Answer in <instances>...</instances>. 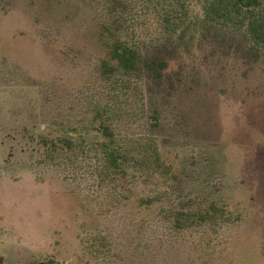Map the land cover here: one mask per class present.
<instances>
[{
    "label": "rangeland",
    "instance_id": "1",
    "mask_svg": "<svg viewBox=\"0 0 264 264\" xmlns=\"http://www.w3.org/2000/svg\"><path fill=\"white\" fill-rule=\"evenodd\" d=\"M201 3L0 0V264H264V49Z\"/></svg>",
    "mask_w": 264,
    "mask_h": 264
},
{
    "label": "trees",
    "instance_id": "2",
    "mask_svg": "<svg viewBox=\"0 0 264 264\" xmlns=\"http://www.w3.org/2000/svg\"><path fill=\"white\" fill-rule=\"evenodd\" d=\"M201 2L203 15L206 20L230 27L244 28L250 40L255 45L264 49V2L261 0H201ZM177 5V9L173 7L166 9L162 16L164 26L166 28L170 27L173 31H176L181 23L178 21L174 22L172 17H180V9H184L183 3L180 2ZM110 55L112 58L117 59L125 72H128L135 69V65L141 54L132 46L115 43L110 49ZM150 117L151 125L156 126L158 124L157 113L153 112ZM105 138L102 148L107 164L113 170L123 172L130 162H138L142 165L151 162L155 168L162 165V159L154 140L149 142L148 145L145 143L143 151H138V154H128L127 151L121 149V145H117L115 135L107 132V128ZM72 141L71 137L65 138V143L68 146L71 145ZM148 146H152V150ZM190 216L193 218V216L196 217V214H190L187 211L177 213V224L180 226ZM197 216V218L204 219L206 216H209V213L204 210Z\"/></svg>",
    "mask_w": 264,
    "mask_h": 264
}]
</instances>
